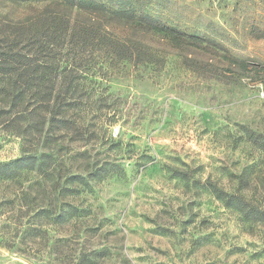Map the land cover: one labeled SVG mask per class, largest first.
Returning <instances> with one entry per match:
<instances>
[{
    "label": "rangeland",
    "instance_id": "374dc122",
    "mask_svg": "<svg viewBox=\"0 0 264 264\" xmlns=\"http://www.w3.org/2000/svg\"><path fill=\"white\" fill-rule=\"evenodd\" d=\"M52 1L61 0H0V22L63 15L133 50L116 67L99 49L62 58L86 66L90 79L75 75L100 98L102 112L79 133L89 132L56 131L45 144L21 139L22 124H0V162L53 155L48 174L0 182V264H264V223L206 185L264 211V0H94L203 43ZM105 163L122 175L98 178ZM66 204L80 216L62 223L54 217Z\"/></svg>",
    "mask_w": 264,
    "mask_h": 264
},
{
    "label": "trees",
    "instance_id": "16d2710c",
    "mask_svg": "<svg viewBox=\"0 0 264 264\" xmlns=\"http://www.w3.org/2000/svg\"><path fill=\"white\" fill-rule=\"evenodd\" d=\"M10 1L20 5L30 2ZM52 3L78 12L102 14L114 22L132 24L144 32L163 36L170 42L177 38L192 43L204 42L203 38L189 36L166 24H160L147 14L137 15L131 8L113 11L105 4L94 0H61L47 4ZM89 48L93 51L103 50L109 54L112 57L111 67L130 61L128 55L133 50L114 37L106 38V35L94 26H71L70 20L63 15L53 14L46 18H37L35 21L26 19L24 23L0 22V124L5 121H8L10 126L22 124L20 126L23 132L17 133L21 139L38 134L43 136L45 144L51 139V133L54 134L56 131L74 132L79 135L89 132L87 126L84 133H79L81 125L88 119L97 118L102 112L101 108L96 106L100 98L96 101L92 90L85 89V84L80 83L82 81L80 77L84 79V76L85 78L89 76L86 66L66 62V59L69 61L73 59L75 62ZM68 52L70 56L67 55ZM74 67L84 75L78 78ZM101 101L105 99L101 98ZM52 157L51 152L23 153L10 162H0V182L12 183L22 179L23 175L32 173L46 175L52 168ZM120 171L121 169L114 164L105 163L96 175L100 179L108 175L120 177L122 175ZM75 177L77 176L67 178L65 183L74 180ZM206 185L211 195L223 206L233 208L243 218L264 223V211L253 206L241 195L226 193L212 183ZM66 207L54 217L57 221L68 222L70 218L80 216L75 206ZM84 260L85 264L90 262Z\"/></svg>",
    "mask_w": 264,
    "mask_h": 264
}]
</instances>
